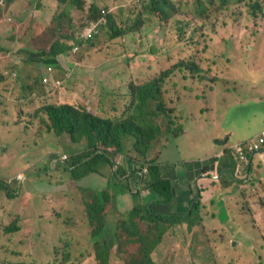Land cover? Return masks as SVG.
I'll list each match as a JSON object with an SVG mask.
<instances>
[{
	"label": "rangeland",
	"instance_id": "rangeland-1",
	"mask_svg": "<svg viewBox=\"0 0 264 264\" xmlns=\"http://www.w3.org/2000/svg\"><path fill=\"white\" fill-rule=\"evenodd\" d=\"M79 1L82 4L77 6ZM169 1L175 7L174 0ZM253 3L264 6L263 0H191L179 10L180 14L191 15V28H183L182 19L175 17L176 24L170 21L168 35H163L164 32L156 31L154 22L146 14V19H141L142 9L135 0H0V82L3 74L8 79L6 89L0 91V100L6 102L1 106L0 122L8 119L12 123L10 109L31 108L28 112L31 130L24 122L19 123L24 141L15 143V148L10 143L9 150L1 156L6 141L0 139V164H3L0 171L14 173L22 166L42 171L34 182V198L16 200L17 205L11 209L5 201L0 202L1 213L5 212L0 215V264H96L87 216L88 204L92 201H107L104 214L108 227L117 226L123 218H133L140 231L145 232L146 224L132 214L141 201H156L151 206L156 214L190 215L191 220L198 222L192 229L187 224L166 226L160 244L151 254L155 264H264V198L260 197L264 190L246 188L248 196L242 195L244 183L238 181L234 185L232 180L239 179L235 169L226 171L228 174L220 178L223 188L230 186L223 190L225 198L218 197L213 189L218 179L196 180L201 173L199 169L213 162L208 153L228 142L229 138L222 135L225 124L239 122L251 114L247 106L238 105L236 95L230 97L228 111L214 109L207 88L220 79L230 83L234 79L231 71L239 73L244 64L251 70L253 65L257 69L264 65V10L252 17L249 13L255 12L250 7ZM93 5L105 9L126 35L112 39L104 26L93 42L74 48L77 35L89 22L98 26L97 19L90 14ZM138 17L140 28L134 31ZM241 18L245 19L246 27L226 25L230 20ZM194 26L198 33L196 40L190 32ZM257 31L260 36H256ZM153 35H159L160 39L153 42ZM138 41L144 45L137 47ZM56 43L68 44L71 49L65 55L62 52L52 58L48 54ZM151 44L159 52L157 58L149 53ZM193 57L199 63L201 74L185 79L190 78L192 72L177 69L163 80L159 94L165 109H169L165 112L168 118L165 113L151 116L150 122L159 132L144 156L134 148L130 137L125 138L124 155L114 156L113 150L102 146L99 150L107 153L114 165L120 163L118 168L140 169L145 176L146 169L156 162L158 176L171 183L173 194L169 202L157 203L161 201L159 189L153 192L141 187L139 195L133 194L139 187L138 174L124 181L123 194L130 201H112L106 182L113 181L114 167L110 172L103 170L107 175H102L101 171L80 180L72 179L70 171L62 166L56 167L59 171L54 169L51 176L45 174L46 169L51 170L54 162L50 165L47 162L53 156L59 159L63 156V161L67 162L88 153V146L84 140L73 143L68 135L58 137L45 133L40 137L41 134L36 133L39 115L47 119L46 114H40L41 108L60 106L70 100L97 114L100 111L94 101H101L108 90L114 89L113 82L126 94L127 103L117 102L121 93H116L111 104L109 100L101 101L105 109L100 114L106 118L114 114V118H118L150 80L175 63L186 64ZM259 60L263 63H258ZM226 68H230V72ZM107 71L116 74L111 76V83ZM146 71L149 73L145 74ZM251 75L240 76L247 81ZM58 82H62V86ZM185 85L189 87L187 91L183 90ZM24 86L29 89L23 90ZM8 93L10 102L5 97ZM180 94L184 98L193 95L189 100L193 118H189L186 105L181 107ZM205 105L210 106L208 112L204 111ZM150 110H155V103ZM255 121L251 120L250 125ZM1 126L6 129V124ZM177 133L174 138L173 134ZM199 193L202 194L201 205L194 216V212L190 213L191 204ZM24 208L25 213L19 215L18 209ZM16 217L19 231L7 233L1 225L11 224ZM128 239V234L122 233L119 244L111 250L108 264H126L137 254L140 245Z\"/></svg>",
	"mask_w": 264,
	"mask_h": 264
},
{
	"label": "trees",
	"instance_id": "trees-1",
	"mask_svg": "<svg viewBox=\"0 0 264 264\" xmlns=\"http://www.w3.org/2000/svg\"><path fill=\"white\" fill-rule=\"evenodd\" d=\"M11 1V0H10ZM77 2V0H75ZM138 5H140V17L141 19H146L145 14L148 19H151L156 26V31H162L163 35L167 34L169 31H164L163 25L165 21L171 20L175 22V17L178 14L179 9L183 4L191 3V0H174L175 7L170 3L169 0H135ZM140 4H139V2ZM264 3V0H263ZM82 4L79 1L77 6ZM251 9L255 10L252 13H249L252 16H255L259 13L262 8L259 7L256 3H253ZM103 11L105 9L98 8L95 5L91 7L90 14L92 17L96 18L98 22L103 24L108 28L109 36L112 39L119 38L124 36L126 33L122 31L121 27L116 25V22L113 20V17L109 13L105 14ZM175 12V14H173ZM188 16V15H187ZM140 17L136 24L134 25V31L140 28ZM189 15L188 18H190ZM180 24L183 28H191L187 22L180 21ZM112 27V30L110 28ZM113 32V33H112ZM190 32L193 33L194 40L197 39L198 33L196 30L191 29ZM168 35V34H167ZM141 39L144 37L138 36ZM153 42L160 39L159 35H153ZM94 40L82 41L80 34L77 35L76 45L91 43ZM208 46L207 40L205 42ZM137 47L144 45L141 41L136 43ZM1 48V47H0ZM71 49L68 44L56 43L52 46L50 54L52 58L58 57L62 52L63 55ZM140 51V49L138 50ZM149 53L152 54V57L157 58L158 50L154 48V44L150 45ZM213 65V63H209ZM184 70L188 69L194 74H201V69L197 59L195 57L191 58L186 64L184 62L175 63L172 68L166 69L155 79L150 80L147 85L141 89V92L133 97V101L125 110V112L120 115L118 118H112L103 116L100 112H103L102 109H105L102 102H114L115 94L121 93V99L117 102L127 103L125 100V95L121 92V87L119 85H113L114 89L108 90L100 106L97 114L88 110L84 107H72L67 105L54 106V105H45L40 109V114H46L47 119L39 115L40 125L37 134L43 133H54L58 137L63 135H68L73 143H80L81 141H86L88 146V153L77 155L72 157L69 161H63V156L61 159L53 156L51 160L48 161L49 165L54 162V169L56 167L62 166L65 170L68 169L71 173L72 179L80 180L83 177H86L87 174L93 172H103V170L110 171L113 168L114 163L108 157L107 153L100 152L101 146L104 149L113 150L114 156H121L125 154V138L130 137L134 140V148L142 156L148 152L147 150L152 147V142L157 138L159 128L156 125H153L150 122L151 116L162 115L165 112L169 111L165 109L161 101V96L159 94L162 84H164V79L173 74L174 70ZM190 75L194 77L192 74ZM4 79L7 81V75L3 74ZM202 78H205L202 75ZM29 89V86H24L23 90ZM31 92V91H30ZM32 93V92H31ZM155 103V110L151 111L150 106ZM113 111V110H112ZM114 112V111H113ZM165 113V116L167 115ZM114 115V114H113ZM111 115V116H113ZM167 117V116H166ZM36 118V117H35ZM168 118V117H167ZM170 125L173 126L174 122L171 121ZM179 133L173 134V137H177ZM229 151L230 157H232V150ZM87 159V160H86ZM232 161V160H231ZM227 164H230V162ZM61 164V165H60ZM153 165L147 170V175L145 172L140 171V169H133L132 176L140 173L142 176L140 179L139 175V184L140 188L142 186L156 192L158 189L161 192V201H157L158 204L162 205L164 202H169L172 198L173 192L170 191V180L158 176V171L156 167V162L152 163ZM196 168H200L196 165ZM59 171L58 169H56ZM200 172L202 169H199ZM123 171V170H122ZM121 170L117 169L114 171V174H120ZM147 178V180H146ZM161 178V179H160ZM122 191V189H120ZM5 192L7 197L13 196V191L7 187H4L0 183V193ZM132 192V190H131ZM133 193V192H132ZM139 195V192L137 193ZM201 193H199L198 198H193L191 212H194V216H197L200 205H201ZM164 201V202H163ZM107 201H92L88 204L87 216L91 224V238L95 248V257L98 261L96 264H108V260L111 256V250L119 244V238L122 237V233L128 234L129 241L139 244V250L136 255L132 256L126 261V264H155L151 258L152 252L158 247L161 242V237L163 235V229L166 226H175L178 227L181 224H187L188 227L196 225L198 222L191 220L190 215L187 216H177V215H162L156 214L152 211L151 206L156 201H149V203L140 202L139 205L135 206L132 210V214L140 219V221L146 224V231H140V227L135 219L130 218V220L121 219L117 222V226H107L106 217H105V206ZM146 207V208H145ZM4 213V212H3ZM3 213L0 212V215ZM14 220L11 224L7 226L1 225L7 233H15L19 231V227ZM160 240V241H159ZM209 251V250H206ZM24 264V263H18Z\"/></svg>",
	"mask_w": 264,
	"mask_h": 264
},
{
	"label": "crops",
	"instance_id": "crops-1",
	"mask_svg": "<svg viewBox=\"0 0 264 264\" xmlns=\"http://www.w3.org/2000/svg\"><path fill=\"white\" fill-rule=\"evenodd\" d=\"M226 25H240L246 27L247 24L245 22L244 18L241 19H236L235 20H230ZM256 36H260L258 31L255 32ZM262 43L264 44V38L262 40ZM215 61V59H212ZM258 63H263V61L259 60ZM213 67V65H212ZM252 70L247 68V65L244 64L242 66V70L240 72L236 71H231V73L234 75V79L230 81V83L224 79H220L218 82H215L212 85H209L208 89V95L209 97L213 100L214 104V109H221L223 111H228L230 109L229 107V99L232 95H236L237 100H238V105H243L247 106L248 109L251 111V114L248 116L239 119V122L237 121H232V122H227L224 126L222 135L229 138L228 142L226 141L225 143H221L220 147L213 148L212 151H210L208 154H211L213 162L208 164L205 168H203V171L201 170L200 176L196 177V180L200 178H209L211 181L218 179L213 185V189L215 193L218 194V197H223V190L224 189H229L230 186L223 188L221 185L220 178L224 175V173L228 174V172H231V169H237L235 167L234 163L231 161L229 152H228V147L234 146L239 143H245L250 140H254L263 130H264V65L261 67V69H257L252 66ZM230 68H226L227 71L230 72ZM215 70V68H214ZM213 71V68H212ZM149 72H145V74H148ZM216 73V71H215ZM244 74H252L247 81L241 78L240 75ZM217 77V75H215ZM6 80L0 83V91L3 92L1 88L6 89ZM189 87L186 85L183 86V90L187 91ZM30 92V91H29ZM181 96V100L183 101L181 104V107L183 105H186L189 110V118H193L194 113H192L190 106V98L193 97L192 94L188 98H184ZM6 99L9 101L10 94H6ZM6 103L0 100V116L2 115V110L1 106ZM14 106V104L12 105ZM180 107V108H181ZM31 110H22L20 107H15L14 109H10V114H11V120L12 123L8 122V119L4 120V122H0V139H3L6 142L13 143V147L16 145L15 143H20L22 142V128L20 126V122L25 123L26 127V120H28L29 116L28 114L26 116H19L18 113L20 112L22 115H25L26 112H29ZM210 110V106L205 105L204 106V111L208 112ZM9 118V117H8ZM251 120H256L254 125H250ZM6 124V129L4 126ZM30 124H28V129L31 130ZM184 128L182 131H184ZM42 137V135L40 136ZM185 157V156H184ZM230 162V164H227V162ZM3 166V164H0ZM216 165V166H215ZM248 169L244 171V174L237 176L235 179L233 178L232 180L234 181V185H237L235 182L240 181V183H244L241 187L245 185L244 190L242 189V195L248 196V192L246 188L248 189H263L264 190V148L262 151H260L258 154L254 155L251 158L250 164L247 166ZM201 168V169H202ZM241 173V169L238 168ZM4 171V170H3ZM0 171L1 175H7L5 172ZM54 171L53 169V163L51 165V170H45V174L51 176L52 172ZM228 171V172H226ZM38 174L39 178L42 174V171H36ZM212 174V175H210ZM90 175V174H89ZM217 176V177H216ZM88 177V175L86 176ZM115 179L114 182V190L111 195L112 201H130L129 197L125 194H123V189H121V184H124V181H126L127 178L133 177L132 176V170H127V172L119 177L113 176ZM126 177V178H125ZM212 179H211V178ZM230 177V176H229ZM125 178V179H124ZM236 181H235V180ZM40 180V179H39ZM147 180V178H146ZM233 183V182H232ZM249 184V186H247ZM24 186V184H23ZM239 186V185H238ZM111 187V182L109 183V192ZM239 187V188H241ZM137 189H140L137 187ZM137 189L136 191L133 190V194L137 195ZM199 189V187H198ZM228 191V190H227ZM23 196H27L29 198H33V194L27 193L26 186L24 188V194ZM202 196V194H201ZM260 197L264 198V192L260 195ZM202 200V199H201ZM18 203V202H17ZM9 208L13 207L16 205V203L13 204H7ZM5 214V212L3 213ZM9 215V214H8Z\"/></svg>",
	"mask_w": 264,
	"mask_h": 264
},
{
	"label": "clouds",
	"instance_id": "clouds-1",
	"mask_svg": "<svg viewBox=\"0 0 264 264\" xmlns=\"http://www.w3.org/2000/svg\"><path fill=\"white\" fill-rule=\"evenodd\" d=\"M139 2V1H138ZM180 10V9H179ZM264 10V7L262 8V10L259 12V13H261L262 11ZM259 13H257V14H259ZM105 14H107L106 13V11H105V13H104V15ZM252 16V15H251ZM189 17V15L188 16H186V15H184V14H180L179 13V11H178V14H177V16H176V18H181L182 19V21H184V22H187L188 24L190 23V22H192V18L190 17V18H188ZM252 17H254V16H252ZM171 20H168V21H165L164 22V25H163V29H165V28H167L166 29V31H169L168 30V27L172 24V22L173 21H171V24L169 23ZM173 25V24H172ZM103 24H101L100 22H98V26L97 27H95V25L93 24V22L91 21V22H89L88 23V25H86L82 30H81V32H80V38H81V40L82 41H86V40H95L98 36H100L101 35V33H102V29H103ZM91 28H93V29H97L98 30V33L97 34H95L92 38H87L86 37V33H87V30L88 29H91ZM197 27L196 26H194L192 29H196ZM126 35V34H125ZM262 35H264V30H263V32H262ZM78 47H79V45H76V42H74V48H77L78 49ZM48 70L49 71H51L52 69L49 67L48 68ZM106 74L108 75V79H109V82L111 83L112 81H111V76H115L116 74L115 73H112L111 71H107L106 72ZM194 77L193 78H195L196 76H197V74H194L193 75ZM1 78V77H0ZM192 78V76L190 75V78H185V79H191ZM45 80V83L46 82H48V79L47 78H45L44 79ZM3 81H5V79H4V76H3V79H2V81L1 82H3ZM0 82V83H1ZM62 84V82H58V85H61ZM112 84L113 85H118L117 83H113L112 82ZM62 86V85H61ZM94 100H96L95 99V97H94ZM69 102V103H68ZM68 102L66 103V104H60V106H62V105H67V106H72V107H84V105H81V104H79V103H75V102H72V101H70V100H68ZM95 103H97V106H98V108H99V106H100V104H98V102L97 101H94ZM59 106V107H60ZM86 109H89V107H87ZM30 112V111H29ZM125 112V111H124ZM123 112V113H124ZM122 113V114H123ZM28 114V116H29V113L28 112H26V114L25 115H22L20 112L18 113V115L19 116H26ZM115 114H116V112H115ZM121 114V115H122ZM47 116V115H46ZM114 116H116V115H113L112 116V118H114ZM29 119L28 120H26V127H28V124H30L31 123V119H30V116L28 117ZM33 123L36 125L37 124V120L35 119V114L33 115ZM38 132V131H37ZM36 132V133H37ZM262 132H264V130L262 131ZM261 132V133H262ZM261 133L254 139V140H256L260 135H261ZM45 133H43V134H41V135H44ZM54 134V133H53ZM22 137V136H21ZM254 140H250V141H248V142H245V143H239V144H236V145H234V146H246V145H248V144H250V142H252V141H254ZM24 141V138L22 137V142ZM21 142V143H22ZM18 144V143H17ZM17 144L13 147V148H15L16 146H17ZM9 146H10V142H6V144L4 145V146H2V150H1V156H4V154H5V152L7 151V150H9ZM234 146H231V147H228V149H231L232 150V153H233V149H234ZM264 148V144L262 145V148H261V150L260 151H262V149ZM260 151H258V152H255L254 154H249L248 155V153L246 154L247 155V163L244 165V163H242V162H239V160H238V158L234 155V154H232V157H230V159L232 160V162L234 163V165H235V167H237V169H235V172L237 173V175H240L241 173H240V170H238V168H240L241 170L243 169V173L242 174H244V171L246 170V169H248V165L250 164V161H251V158L254 156V155H256V154H258ZM229 152V151H228ZM229 156H230V154H229ZM87 160V159H86ZM49 161V160H48ZM53 162H55V161H53ZM48 163V162H47ZM54 164V163H53ZM120 165V163H118V162H116V165H114L113 167H114V169L115 170H117V169H119V170H121V173L120 174H114V172H113V175L111 176V179L113 180V181H107L106 182V184H107V186L109 187V183L111 182V189H110V192H109V194L110 193H112L113 192V190H114V182H115V179H114V177L113 176H115V177H119V176H122V175H124L126 172H127V170H129V168L130 167H127V169H123V168H118V166ZM53 169H54V165H53ZM46 170H48V169H46ZM123 170V171H122ZM36 171H41V170H38V169H34L33 167H30V166H22V167H20V168H18L14 173H9V172H5L7 175H1L0 174V183H2L3 185H4V187H7V188H9V189H11L12 191H13V196L12 197H7V195L5 194V192H1L0 193V202L1 201H5L6 202V205L7 204H13V203H16V205H17V202L18 201H20L22 198H26V199H28V200H31L32 198H29V197H27V196H23V194H24V188H25V186H26V189H27V193H30V194H33V196L35 197V195H36V193H35V188H34V182L36 181L35 179H38L37 177H38V174L36 173ZM111 171V170H110ZM109 171V172H110ZM93 173H97V172H93ZM89 174H91V173H89ZM89 174H87V175H89ZM241 174V175H242ZM102 175H107V173L106 172H103L102 173ZM139 175H140V173H139ZM134 176V175H133ZM141 175H140V179H141ZM23 184H24V186H23ZM121 189H123V187H124V184H121ZM142 187H144V186H142ZM139 188H140V184H139ZM139 192V194H140V189H137V193ZM33 197V198H34ZM112 198V197H111ZM7 200V201H6ZM16 200H18V201H16ZM16 205H14V206H16ZM13 206V207H14ZM7 208H9L8 207V205H7ZM12 208V207H11ZM11 208H9V209H11ZM24 211H26V209L24 208V209H18V214L19 215H23L25 212ZM1 212V211H0ZM3 215H5V214H3ZM15 220L16 221H18L19 220V218L18 217H16L15 218Z\"/></svg>",
	"mask_w": 264,
	"mask_h": 264
},
{
	"label": "built area",
	"instance_id": "built-area-1",
	"mask_svg": "<svg viewBox=\"0 0 264 264\" xmlns=\"http://www.w3.org/2000/svg\"><path fill=\"white\" fill-rule=\"evenodd\" d=\"M105 13V11H103ZM98 33L97 29H88L86 33L87 38H92L95 34ZM264 144V132L261 133V135L254 141L250 142V144L246 146H234L233 153L239 160V162L244 163V165L247 163V153L254 154L255 152H258L261 150L262 145Z\"/></svg>",
	"mask_w": 264,
	"mask_h": 264
}]
</instances>
